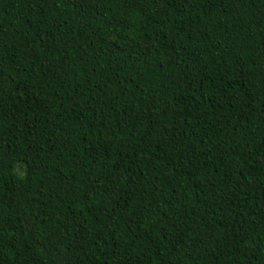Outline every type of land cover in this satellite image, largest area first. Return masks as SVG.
<instances>
[{"label":"trees","instance_id":"16d2710c","mask_svg":"<svg viewBox=\"0 0 264 264\" xmlns=\"http://www.w3.org/2000/svg\"><path fill=\"white\" fill-rule=\"evenodd\" d=\"M0 264H264V0H0Z\"/></svg>","mask_w":264,"mask_h":264}]
</instances>
